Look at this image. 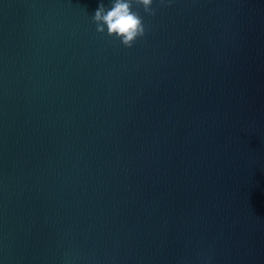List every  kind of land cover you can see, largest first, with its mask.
I'll use <instances>...</instances> for the list:
<instances>
[{"label": "water", "instance_id": "water-1", "mask_svg": "<svg viewBox=\"0 0 264 264\" xmlns=\"http://www.w3.org/2000/svg\"><path fill=\"white\" fill-rule=\"evenodd\" d=\"M125 2L0 0V264H264V0Z\"/></svg>", "mask_w": 264, "mask_h": 264}, {"label": "clouds", "instance_id": "clouds-1", "mask_svg": "<svg viewBox=\"0 0 264 264\" xmlns=\"http://www.w3.org/2000/svg\"><path fill=\"white\" fill-rule=\"evenodd\" d=\"M147 5L151 0H142ZM147 10V9H146ZM95 21H103L107 24L108 33L122 37V42L126 47H131L137 36H143L145 27L141 23L140 17L130 11L129 4L125 0H115V3L105 13L104 4L101 3L95 11L93 17ZM103 26L97 25V31L103 32Z\"/></svg>", "mask_w": 264, "mask_h": 264}]
</instances>
